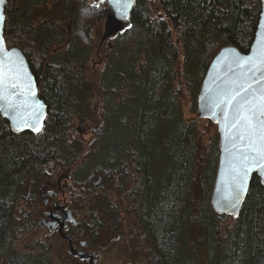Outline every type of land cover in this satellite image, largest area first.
I'll use <instances>...</instances> for the list:
<instances>
[{
	"label": "trees",
	"instance_id": "obj_1",
	"mask_svg": "<svg viewBox=\"0 0 264 264\" xmlns=\"http://www.w3.org/2000/svg\"><path fill=\"white\" fill-rule=\"evenodd\" d=\"M157 1L162 17H153L143 2L133 7L131 26L113 40L107 68L97 81L108 102L119 96L122 104L138 100L140 105L138 150L129 142L123 150L133 157L139 154L141 165L154 143L173 162L156 185L149 181L145 204L160 264H264V186L259 178L252 176L239 217L221 230V222L229 216L215 214L208 197L198 199L195 192L199 180L208 175L213 145L200 146L192 123L178 125V131L168 132L165 127L170 117L178 116L172 93L177 70L191 87V70H196L200 83L222 47L233 45L246 53L261 0ZM45 5L51 11L63 6L67 14L62 11L53 17L47 9L40 11ZM105 13L100 4L83 0L6 2L4 44L24 54L40 86L47 116L37 134H15L0 116V264H31L16 260L10 241L17 185L33 165L50 159L53 152L66 154L69 111L84 99L83 86L89 83L86 71L97 48L93 34ZM201 229L204 238L198 234ZM189 234H194L191 244Z\"/></svg>",
	"mask_w": 264,
	"mask_h": 264
},
{
	"label": "flooded vegetation",
	"instance_id": "obj_2",
	"mask_svg": "<svg viewBox=\"0 0 264 264\" xmlns=\"http://www.w3.org/2000/svg\"><path fill=\"white\" fill-rule=\"evenodd\" d=\"M83 1L106 10L100 40L104 34L105 38L95 54L107 64L113 40L131 26L133 7L148 0H134L127 23L118 18L107 28V2ZM39 9L50 10L48 5ZM179 74L181 69L173 81ZM83 89L84 99L69 111L66 154L53 152L50 159L33 165L17 185L11 213L15 228L10 229L14 257L31 264H160L145 204L149 181L156 185L166 173L167 153L151 143L146 161L138 165L140 155L133 157L131 151L123 150L127 142L138 147V100L122 104L116 96L108 102L98 81H89ZM172 93L180 105L176 91ZM86 134L91 136L89 141ZM216 155L218 162V146ZM212 188L213 184L209 205ZM198 190L195 187L196 194ZM188 240L191 244L194 234Z\"/></svg>",
	"mask_w": 264,
	"mask_h": 264
},
{
	"label": "water",
	"instance_id": "obj_3",
	"mask_svg": "<svg viewBox=\"0 0 264 264\" xmlns=\"http://www.w3.org/2000/svg\"><path fill=\"white\" fill-rule=\"evenodd\" d=\"M103 1H106L108 4V14L105 21L106 28L108 24L112 26V23H115L118 18L123 19L127 23V17L134 0ZM5 4L6 0H4L3 4H0V12H2L3 15ZM3 29L4 21L0 24V35H2V37ZM106 32L108 33V31ZM104 38L105 34L101 38V42ZM262 44H264V0H261L260 2L258 22L249 50L246 53H241L233 45L222 47L209 63L202 78L197 96V117L199 119H209L212 123L216 124L218 133L219 158L210 204L216 213L227 214L233 218H237L241 213L242 206L248 196L252 176L255 175L258 177L261 185L264 186V173H260L259 171H253L250 173L247 180V189L239 196V201L237 202L236 196L238 190L235 186V181L233 180L234 174L230 165V160L232 158V145L226 136L223 115L224 106L221 105L220 107H217L216 104L220 99V94L228 91L231 88L233 81L239 82L242 79L247 78L248 82L252 83L253 89L256 90H259L264 86V81H261L260 84L256 83V81L260 79L262 72H264V65L261 66L260 72L255 71L252 64H245L243 67L239 66L242 59L256 56L260 51ZM5 49L8 53L13 54L14 60L22 62L24 71H26L31 78L32 85L35 89V97L28 98L27 104L35 106V104L38 103L43 106L40 109L43 113L40 118V123L38 125L34 124V126L39 127L41 130L46 118L47 108L38 94L37 85L34 76L29 69L26 58L16 47L9 49L5 47ZM23 83L27 84L28 81L24 80ZM11 91L19 92L20 90L16 89ZM11 100V105L5 100H0V116L8 123L9 129L15 134L24 132L37 134L40 132L33 131L32 127H27L20 123L22 119H27L29 120V123H33L29 116L32 108L24 106L25 97L23 95H12Z\"/></svg>",
	"mask_w": 264,
	"mask_h": 264
},
{
	"label": "snow or ice",
	"instance_id": "obj_4",
	"mask_svg": "<svg viewBox=\"0 0 264 264\" xmlns=\"http://www.w3.org/2000/svg\"><path fill=\"white\" fill-rule=\"evenodd\" d=\"M3 2L4 0H0V4ZM3 21L4 15L0 12V24ZM245 64H252L255 71H261V66L264 65V44L256 56L242 59L239 66L243 67ZM24 80L28 83L24 84ZM261 81H264V72L256 83L260 84ZM16 89L20 91H11ZM12 95H23L24 106L32 108L29 116L33 123H29L27 119H22L20 123L32 127L33 131H40L34 124L40 123L43 115L40 109L43 106L38 103L35 106L27 104L28 98L35 97L31 78L24 71L22 62L14 60L13 54L6 51L3 37L0 35V100H5L11 105ZM221 105L224 106L226 136L232 145L230 165L238 190L236 196L238 202L239 196L247 189L250 173L253 171L264 173V86L256 90L247 78L239 82L233 81L231 88L220 94L216 106Z\"/></svg>",
	"mask_w": 264,
	"mask_h": 264
},
{
	"label": "rangeland",
	"instance_id": "obj_5",
	"mask_svg": "<svg viewBox=\"0 0 264 264\" xmlns=\"http://www.w3.org/2000/svg\"><path fill=\"white\" fill-rule=\"evenodd\" d=\"M148 7L150 8V13L153 17H162V11L160 9L159 3L157 0H148L147 3ZM60 7H56L55 11H51V9L48 11V13H51L54 17V13H56V16L59 15V13L63 10V6L60 10ZM65 14L66 11H65ZM102 26V25H101ZM101 26L94 32L93 36L95 39V43L97 45V48L100 47V37H101ZM174 33V32H173ZM104 46V45H103ZM181 47V46H179ZM96 48V49H97ZM105 51L104 48L101 47V50L99 51V56L102 57L103 52ZM96 50L94 54L90 58V62L88 64V69L86 71L85 77L89 78V81L91 83H97V79L100 78L101 73L103 71L104 66H106V63H103V61H100V59L96 56ZM179 64H181V57L178 59ZM190 74L192 75L191 78V87H188L186 84V80L188 78H185L184 76L180 75L174 79L172 82L173 91H176V94L178 95V98L180 100V105L178 108V116H172L169 118V122L165 125L166 128H168V132H170L172 129L178 131L179 126H186L188 123H192L193 130L196 132L197 138L199 139L200 146L202 148L204 146L213 145L214 152H212L210 159H209V165H208V175H206V180H199V190L197 191L198 199H205V197L210 195V189L212 187V183L214 180L215 170L217 166V134H216V127L215 125L208 121L207 119H199L196 115V96L198 92V86H199V78H197L196 70H191ZM76 125V121L73 122V126ZM118 127H116L115 131L117 132ZM114 131V132H115ZM119 133H114L115 135H118ZM87 141L90 140L91 136L89 134L85 135ZM164 152V151H163ZM167 152V151H166ZM168 154V152H167ZM173 167V162L171 158L167 157L166 159V169H171ZM165 175L163 173L162 177ZM197 187V186H196ZM198 188V187H197ZM194 215V214H193ZM233 218L231 216L227 217V219L223 222H221V230H224V228L230 226L233 223ZM198 234L203 235L204 231H199ZM204 238V236H203Z\"/></svg>",
	"mask_w": 264,
	"mask_h": 264
}]
</instances>
